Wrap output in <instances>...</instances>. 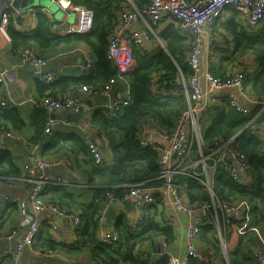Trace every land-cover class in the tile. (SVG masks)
<instances>
[{
  "label": "crops",
  "instance_id": "0c3cea01",
  "mask_svg": "<svg viewBox=\"0 0 264 264\" xmlns=\"http://www.w3.org/2000/svg\"><path fill=\"white\" fill-rule=\"evenodd\" d=\"M126 1L128 5H125V8L118 12L116 24L112 27L120 23L126 10L134 8L135 5L132 0ZM14 2H16V5L13 4V6L18 9V14L9 20V25L18 31L29 32L36 27L38 23V8L40 7L49 8L51 11V14L44 15L51 20L50 31L54 34H67V28L75 23V14L60 7L54 0H35L33 5H30L32 0H14ZM33 10L35 11L33 12ZM231 20L236 22V30L238 32L250 34L255 31L245 24L244 19L238 12L234 11L233 8H228L216 22L212 36L205 46L202 60L210 65L216 75L225 76L235 69H246L248 71L247 74L250 73L252 75L259 67L255 54L246 51L233 56L235 52L234 35L226 26ZM171 24L178 27L182 34L189 39V42L192 40V35L187 29L180 26L173 19L167 18L153 27L156 33L155 39L153 43L146 44L143 50L152 51L158 45L167 50L160 34ZM149 26L150 23L147 15L141 12L138 20L133 22L128 30L137 28L144 32L149 30ZM122 40L128 43L127 33L122 35ZM31 45L41 57L48 59L46 68L54 74V78L49 82H43L33 76L32 66L20 59V48L13 46L11 37L8 34V27L6 31L0 30V67L9 68L13 76V80L8 85V91L13 104L8 108L16 109L23 121L22 126L19 128H14L7 122L2 123L3 126H6L5 128L11 130L12 135L3 138L0 153L5 152L9 155L12 167H9L6 163L0 166V194L26 198L31 184L23 169V165L30 163L36 155L46 160L58 161L57 164L50 166L46 170V173L52 178L53 182L48 184L44 193V199L77 213L82 219V225L76 226L72 220L59 217L50 212L35 213L39 224L38 232L32 244L24 246L20 255L14 258L9 252L16 250L20 242V233L28 224L31 215L22 216L19 214L16 204L7 203L0 207V252L4 253L0 255V264H96L89 250L69 252L63 248L64 245L77 241L78 233L85 229V227L86 231L88 230V232L94 234L95 242L98 244H101L100 237L103 231L112 230L115 232L121 242V253L124 254L128 248L123 239V232L127 231V229L134 231L135 198L108 201L105 198L104 191L109 186L103 183V176L100 175L102 171L94 165L89 153L85 154V152L78 150L73 151L66 147L55 149L54 145L51 147L49 145L56 134L63 136L75 134L84 142L86 138H91L103 151L105 169L112 167L115 164V158L111 150L109 138L105 132L95 128L97 126L93 125L92 117L94 112L97 110L101 111V108L108 106L115 99L125 98L126 94L130 91L129 81L125 75L118 76L109 95L83 94L76 108L58 112L62 115H65L67 112L72 114L71 121L66 122L62 118L55 119L56 123L51 132L44 133V124L49 118V113L45 109V114L41 115L37 107L42 105L33 104L30 100L35 99L39 101L46 94L60 96L63 92L61 89L64 86V81L85 75L86 72L83 66L89 59L92 60L93 64L95 55L83 41L59 43L51 47ZM189 49L185 53V58H187ZM135 50L141 49L134 48L132 55ZM133 64L134 57L131 69ZM156 80L157 78H154L151 85L154 93L164 98L177 92V89L167 90L159 86ZM176 83H181L183 86V92L188 100V107L186 109L188 110L190 100L186 93L187 78L180 75ZM201 86L202 88H207V84L203 80H201ZM239 103L246 107L248 112L253 110L259 103L249 83L246 84L245 92L240 95ZM220 105L228 104L224 102ZM220 105L211 103L204 112L196 116V127L201 139L207 122L205 121L203 125H200L199 116L205 114L210 108ZM228 106L231 107L230 105ZM231 108L234 109L233 107ZM80 109L83 111V119H81V122H77L74 119H76V114ZM187 121L190 122V119ZM250 124L264 142V100L262 107L256 116L252 118ZM151 125V121L143 119L140 135L142 134L146 139H149L151 136L149 132ZM189 139L191 143L195 141L200 145V142L197 141L196 133L192 131L190 123ZM197 153L200 156L198 159H193L194 155L190 153L191 155L183 161L181 170L191 176H195L197 179L199 178V183L208 190L209 201H211V195L214 194L212 191V174L216 169H212L211 167L213 156L203 157L200 149ZM226 158L228 159V157ZM198 165L201 166L203 177H200V173L196 171ZM248 182L249 178L246 173L241 183ZM183 196L187 201L186 194H183ZM240 206L242 207V211L239 225L244 222L247 224L249 220V205H247L248 211H245V203H240ZM162 211L163 207L159 201L152 204L148 210L145 228L149 229L147 233L153 235V238H151V242L140 244L139 255L141 254L142 259L149 263L154 262L159 257H163L159 252V244L162 240L166 241L167 248L175 257L182 259L186 254L185 230L191 218L182 212L177 213L174 209L167 208L171 217L169 220H164L161 214ZM212 212L217 213L220 224V233L216 227L213 228L217 233V246L213 245V242L208 239H200L197 249L206 262L198 260L197 262H200L199 264H226L228 252L235 247L236 234L228 235L226 239L222 225V212L218 209L216 212L214 210ZM162 226H170L171 233L168 238L159 234L158 228H156ZM11 229H17L18 235L8 238L7 234ZM220 234L224 236L223 243L220 240ZM44 248H49L52 253L47 254ZM251 250L253 255L256 252H264V233L258 235ZM147 256H151V260Z\"/></svg>",
  "mask_w": 264,
  "mask_h": 264
},
{
  "label": "trees",
  "instance_id": "16d2710c",
  "mask_svg": "<svg viewBox=\"0 0 264 264\" xmlns=\"http://www.w3.org/2000/svg\"><path fill=\"white\" fill-rule=\"evenodd\" d=\"M69 2L74 5H84L93 11V24L90 30L63 35L54 34L50 31L51 20L43 13L38 12V23L29 32H21L11 25L8 26V34L13 46L20 48L34 44L39 47H51L72 41L85 42L95 55L92 68L81 77L65 80L61 89L63 91L72 85H98L112 76H120L107 57V37L112 26L116 24L118 12L128 5L127 1L69 0ZM132 2L140 10H144L148 5V0H132ZM226 26L234 35L235 52L233 56L246 51H250L256 56L258 70L252 75L247 74L246 84H250L259 103L247 114L236 112L228 105L214 106L205 114H201L199 116L200 125H203L205 121L207 125L203 129L201 144L192 141L191 153L194 155L193 159L200 157L197 153L199 149L203 156L209 155L217 141L231 137H234L233 144L244 153L248 165L249 182L234 181L217 167L212 174V191L219 200L239 199L243 203L245 202V205H249L248 223L241 230L237 231L234 228L230 233L224 232L226 239L228 235L236 234L235 247L228 252L226 264H257L251 247L258 235L264 233V142L253 130L250 121L258 113L264 100V20L262 25L250 34L238 32L236 22L233 20ZM160 36L167 50L158 45L152 51H134L133 67L124 74L130 85V102L123 107L121 115L117 119L111 120L100 110L93 114L92 123L97 126L96 129L106 133L115 158V164L112 167L99 168L102 171L100 175L103 176V183L109 186L106 190L114 189L116 192L122 193L131 183L142 182L144 186H152L162 182V178L159 177L158 152L148 146L140 145L138 137L143 119L151 121L158 128L172 132L187 109L188 100L183 92V86L181 83L177 84L176 80L180 75L187 78L191 73L185 53L191 47L192 40L189 42L180 29L172 24L164 29ZM154 78H157L159 86L167 90L177 89V92L164 98L154 93L151 87ZM37 109L41 115L46 112L42 106H38ZM3 122L9 123L14 128H19L23 124L19 112L14 108H0V128L6 127L2 125ZM53 145L55 149L66 147L73 151L89 153L87 144L75 134L66 136L56 134L49 147ZM4 163L12 167L9 155L1 152L0 166ZM196 171L200 173V177H203L200 165ZM173 180L175 183L184 180L189 183V190L186 192L187 201L209 202L208 190L199 183V178L197 179L185 171H179L173 175ZM145 226L146 224L140 230L127 229L123 232V239L128 248L124 254L120 250V239L114 248L98 244L95 242L94 234L86 231V227L78 233L77 241L64 245L63 248L69 252L89 250L96 264H169L164 257H159L149 263L142 259L141 254L139 255L140 244L151 242V238H153V235L147 233L149 229H146ZM156 228H158L159 234L167 238L171 233L170 226ZM200 239H208L217 246V233L211 226H204L201 229ZM199 263L194 258L189 260V264Z\"/></svg>",
  "mask_w": 264,
  "mask_h": 264
},
{
  "label": "built area",
  "instance_id": "2783aa9c",
  "mask_svg": "<svg viewBox=\"0 0 264 264\" xmlns=\"http://www.w3.org/2000/svg\"><path fill=\"white\" fill-rule=\"evenodd\" d=\"M13 1L0 0V30L6 31L9 20L18 14V9L13 6ZM54 1L60 7L75 14V23L67 28V33L90 30L93 24V11L89 7L71 4L69 0ZM228 8H233L234 11L238 12L249 28L255 30L262 25L264 0H193L192 2L188 0H148V5L143 11H140L136 6L133 9L126 10L120 23L110 29L107 37V57L120 76H123L131 69L133 49L143 50L146 44L153 43L156 35L153 27L157 26L160 21L171 18L192 35V45L186 58L191 70L187 77L186 88L190 100L188 110L184 112L172 132L165 131L152 124L149 130L151 135L149 139H146L140 133L138 137L140 145L148 146L158 152L159 177L162 178V182L152 186H144L142 182H136L129 184L127 190L122 193H118L114 189H107L104 192L108 201L135 198L136 208L133 225L134 229L137 230H140L146 224L149 207L156 201H159L163 207L161 214L164 220H169L171 217L167 208H172L177 213L182 212L191 218L185 230L187 249L182 259L175 257L167 248L166 241L162 240L159 244V252L168 260L169 264H189L191 258L206 262L197 249V245L199 244V232L204 226L216 227L220 233L217 213H213L212 210L216 212L218 209L222 212L223 231L226 233H230L234 228L237 231L241 230L246 225L245 222L239 225L242 211L240 206L242 202L239 199L223 201L212 194L209 202L201 200L189 202L183 196L189 190V183L186 180L175 183L173 180L175 173L183 171L181 170L182 163L191 153L189 123L192 126V131L196 133L197 141L201 144L202 139L196 127V116L204 112L209 104L220 105L226 102L238 112L244 114L248 112V109L239 103L240 95L245 92L248 71L246 69H235L228 75L220 76L214 74L210 65L202 60L205 46L212 36L213 28ZM38 10L43 14H51L49 8L46 7H40ZM141 12L145 13L149 19V30L144 32L137 28L128 30L129 26L138 20ZM125 33L128 35V43L122 40V35ZM19 57L23 62H27L32 66V73L36 78L43 82H49L54 78L53 72L46 68L48 59L41 57L32 45L20 47ZM91 66L92 60L89 59L83 66L86 73H88ZM117 78L118 76H112L98 85H72L63 91L60 96L46 94L39 101L35 99L30 101L33 104L42 105L48 113L71 110L78 106L79 99L83 94L109 95ZM12 80L13 76L10 69L0 67V108H8L13 104L8 91V85ZM201 80L207 84V88H202ZM129 102L130 95L127 93L125 98L115 99L108 106L101 108V111L111 120H115L121 115L123 107L128 105ZM189 119L190 122L187 121ZM55 123L56 120L49 117L44 124L43 132H51ZM9 135H12L11 130L5 127L0 128V151L3 138ZM85 142L94 165L98 168H104L102 149L91 138H86ZM209 156H213L212 169L220 168L226 176L234 181L241 182L247 173L248 165L245 155L233 144V137L217 141L211 153L203 157ZM57 163L58 161L46 160L38 155L34 156L30 163L23 165L31 184L27 197L19 198L0 194V207L7 203H14L18 207L19 214L22 216L31 215L28 224L20 233V242L16 250L9 252L14 258L20 255L24 246L32 244L38 232L39 224L35 213L50 212L59 217L72 220L76 226L82 225V219L77 213L44 199L48 184L53 182L46 170ZM157 194L161 196L156 198ZM245 211H248L247 205ZM15 235H18V230L11 229L7 237L11 238ZM100 239L102 245L113 248L119 243V236L112 230L103 231ZM220 240L223 243L224 236L222 234H220ZM44 249L47 254L52 253L50 249ZM1 254L4 253L0 252ZM254 257L257 264H264V252H256ZM147 258L151 260V256H147Z\"/></svg>",
  "mask_w": 264,
  "mask_h": 264
},
{
  "label": "water",
  "instance_id": "95a60500",
  "mask_svg": "<svg viewBox=\"0 0 264 264\" xmlns=\"http://www.w3.org/2000/svg\"><path fill=\"white\" fill-rule=\"evenodd\" d=\"M35 2V0H32L31 4L30 5H33ZM13 4L16 5V2L13 1ZM82 110H78L77 114H76V119H74L75 121L77 122H81V119H83V114H82ZM49 117L52 118V119H59V118H62L64 121L66 122H70L71 121V117H72V114H70L69 112H67L65 115H62V114H59L58 112H52V113H49ZM80 118V119H79Z\"/></svg>",
  "mask_w": 264,
  "mask_h": 264
}]
</instances>
